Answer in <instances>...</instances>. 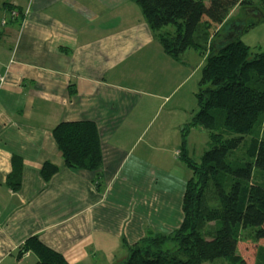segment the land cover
<instances>
[{
  "label": "crops",
  "instance_id": "0c3cea01",
  "mask_svg": "<svg viewBox=\"0 0 264 264\" xmlns=\"http://www.w3.org/2000/svg\"><path fill=\"white\" fill-rule=\"evenodd\" d=\"M195 57L164 52L134 0H0V264L34 263L17 256L31 236L67 264H120L147 231L179 227ZM67 121L97 128L100 188L64 165L52 129Z\"/></svg>",
  "mask_w": 264,
  "mask_h": 264
},
{
  "label": "trees",
  "instance_id": "16d2710c",
  "mask_svg": "<svg viewBox=\"0 0 264 264\" xmlns=\"http://www.w3.org/2000/svg\"><path fill=\"white\" fill-rule=\"evenodd\" d=\"M134 1L164 52L178 59L194 49L205 59L195 93L197 109L184 128L179 150V158L191 170L181 204L182 222L167 234L147 231L127 246L128 256L120 264H202L218 258L229 264H264V50L250 57V47L240 39L264 20V0ZM234 8L258 15L248 19L245 13L236 19L229 16ZM16 18L22 19L20 11ZM234 21L242 28L233 29ZM168 25L172 30L164 31ZM228 32L233 36L225 38ZM192 127L208 134L209 148L198 162L185 152V137ZM52 136L65 167L96 172L100 188L102 152L95 124L59 122ZM242 148L244 159L234 160ZM56 171L48 162L40 170L45 181ZM247 228L252 235L242 238ZM167 243L175 248H166ZM28 251L36 257L32 264H67L36 236L26 239L17 256Z\"/></svg>",
  "mask_w": 264,
  "mask_h": 264
},
{
  "label": "rangeland",
  "instance_id": "374dc122",
  "mask_svg": "<svg viewBox=\"0 0 264 264\" xmlns=\"http://www.w3.org/2000/svg\"><path fill=\"white\" fill-rule=\"evenodd\" d=\"M255 2L257 3L256 0H255ZM259 8H262L260 6V4H259ZM245 13H246L245 10H241V9L237 10L236 9L233 12V14L231 15V17L236 18V19L240 18V17L242 18L245 15ZM246 14H248L247 15L248 19H253V17L255 16V15H249V13H246ZM169 29H171L170 25L165 27L164 31H167ZM240 39L246 45H248L250 47V54H249L250 57L254 56L259 51H263L264 50V20H261L260 22L256 23L251 29L244 32L240 36ZM190 52H192V51H190ZM195 52H196V57H195L196 63L199 60H201V67H202L204 59H205V55L199 54L197 51H195ZM200 72H201V70L197 69L195 76L191 78V80L188 82V85H187L188 89L189 88L192 89L191 94H192L193 100H195L193 102L196 104V107H197V103H196V99H195V93H196L197 88H198V81L200 78ZM216 114H217V122H218L219 121V119H218L219 115H218V113H216ZM196 137H198V140L194 141V144H193L191 151H190V155H191V158L193 161L198 162L200 159V156L202 154L201 151H203V149L204 150L208 149L209 145L207 144L206 146H203L205 143L204 140L207 139V136L205 135V133H197ZM234 157H235L234 160L235 159L243 160L244 159V149L242 148V149L238 150L235 153ZM227 159L229 160V158H227ZM257 178H258V180L261 179L259 177H257ZM251 231H252L251 228H247V230L243 231V233H242L243 237L242 238H249L252 235ZM165 247L170 248V249L175 248L173 243H167L165 245ZM202 264H229V263L225 258H218V259L213 260L212 262L206 261V262H203Z\"/></svg>",
  "mask_w": 264,
  "mask_h": 264
},
{
  "label": "built area",
  "instance_id": "2783aa9c",
  "mask_svg": "<svg viewBox=\"0 0 264 264\" xmlns=\"http://www.w3.org/2000/svg\"><path fill=\"white\" fill-rule=\"evenodd\" d=\"M10 15H11L12 17H14V16H16L17 14H16L15 11H12V12L10 13ZM3 81H4V78H3V77H0V86H1V84L3 83ZM178 153H179V151L175 152L176 155H178Z\"/></svg>",
  "mask_w": 264,
  "mask_h": 264
},
{
  "label": "flooded vegetation",
  "instance_id": "af4514ba",
  "mask_svg": "<svg viewBox=\"0 0 264 264\" xmlns=\"http://www.w3.org/2000/svg\"><path fill=\"white\" fill-rule=\"evenodd\" d=\"M250 14H252V15H258L257 14V12L255 13V12H252V11H248ZM238 26H240V24L239 23H236V24H233V25H231V27L233 28V29H237L238 28Z\"/></svg>",
  "mask_w": 264,
  "mask_h": 264
},
{
  "label": "water",
  "instance_id": "95a60500",
  "mask_svg": "<svg viewBox=\"0 0 264 264\" xmlns=\"http://www.w3.org/2000/svg\"><path fill=\"white\" fill-rule=\"evenodd\" d=\"M238 28L241 29L242 26H238ZM232 36H233V33L228 32V33L226 34V37H225V38H230V37H232Z\"/></svg>",
  "mask_w": 264,
  "mask_h": 264
}]
</instances>
